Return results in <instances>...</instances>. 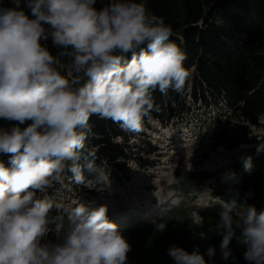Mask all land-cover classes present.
<instances>
[{
  "label": "clouds",
  "instance_id": "1",
  "mask_svg": "<svg viewBox=\"0 0 264 264\" xmlns=\"http://www.w3.org/2000/svg\"><path fill=\"white\" fill-rule=\"evenodd\" d=\"M12 2L14 7H0V119L17 122L0 127V153L10 154V167L0 162V264H127L131 245L109 221L106 205L63 203L45 193L66 172L77 185L94 182L109 191L108 172L97 171L94 153L85 152L90 118L139 132L154 109L155 91L183 90L191 75L186 53L172 41V27L143 0H109L100 9L97 0H24L32 19ZM49 38L61 50L57 56L46 47ZM252 168V157H245L244 173ZM85 171L94 173L92 180ZM182 179L170 177L177 185ZM219 182L228 197H215L222 259L230 257L239 232L244 259L264 264V211L257 214L241 201L240 174L225 171ZM155 227L163 232L166 224ZM50 232L58 242L42 243ZM167 254L174 264H206L198 248L189 254L172 245ZM214 254L209 247V260Z\"/></svg>",
  "mask_w": 264,
  "mask_h": 264
},
{
  "label": "trees",
  "instance_id": "2",
  "mask_svg": "<svg viewBox=\"0 0 264 264\" xmlns=\"http://www.w3.org/2000/svg\"><path fill=\"white\" fill-rule=\"evenodd\" d=\"M108 2L109 0H97L94 7L100 9ZM135 2L139 3L141 0ZM143 2L152 14L163 17L165 23L172 27L171 39L185 51L187 59L184 67L191 75L179 94L171 89L167 94H161L158 90L153 93L154 109L144 118L142 126L153 128L149 123L151 121L159 123L162 127H168L174 120L177 124L187 125L189 116L196 120L200 115L207 117L211 111L224 108L241 118L242 123L215 122V127L211 131L214 150L223 148L232 151L241 145L251 147L258 144L256 137L251 135L245 123L258 127V118L264 115V53H258L264 50V0L216 2L143 0ZM45 43L53 56H57L61 51L53 46L50 38ZM130 58L129 53L125 59L130 60ZM59 60L62 63H70L66 57H59ZM187 88L191 91L187 92ZM183 94L184 96L188 94L189 103L181 97ZM89 124L91 133L85 141V152L94 153L98 171L104 168L110 177L113 176L115 181L120 182L121 178L116 175L119 169L117 160L125 161L133 158L138 163L142 162L143 166L150 164L147 159L139 158L141 156L139 153L148 156L154 153L156 148L144 139L143 134H136L138 139H142L141 144L135 150L129 151L128 137L131 131L123 130L118 124L95 115L90 118ZM11 126L13 125L9 121L0 119V127ZM247 154L248 152L245 157H252L253 163L250 175L243 171L245 157H242L240 160L231 159L226 165L219 166L210 173H200L197 177L208 182L212 181L211 186L215 196L227 200L228 197L224 195L225 187L220 184L219 177L229 170L240 174L241 183L236 187L240 191L241 201L246 200V206H255L259 214L264 211V151L258 153L253 149ZM4 155L10 158V154ZM84 175L86 180H92L94 173L85 171ZM70 178L71 173H64L63 179ZM53 183L57 185V182ZM67 183L64 182L65 193L72 190L73 193L78 192L73 182ZM92 184L97 185L94 182ZM245 193L251 195L246 197ZM216 207L218 209L211 208L206 212H200L204 225L194 238L195 247L204 256H207L209 247L214 248L215 254L209 260L213 264H250L244 259L246 248L240 243L239 232L229 244L230 257L227 261L222 259L220 249L222 234L218 233L216 228L218 213L221 211L220 202ZM242 210L238 206L237 211ZM56 214L55 210L50 213L51 216ZM49 239L53 243L57 240L53 234Z\"/></svg>",
  "mask_w": 264,
  "mask_h": 264
},
{
  "label": "rangeland",
  "instance_id": "3",
  "mask_svg": "<svg viewBox=\"0 0 264 264\" xmlns=\"http://www.w3.org/2000/svg\"><path fill=\"white\" fill-rule=\"evenodd\" d=\"M203 1L216 2L219 0ZM16 3H20V8L30 19L33 18L30 9L24 7V0H16ZM14 6L12 0H0V7ZM258 53L262 54L264 50ZM62 74L65 73L62 71ZM187 89V92L191 91L190 88ZM184 95L181 97L189 103L188 94ZM227 121L242 123L241 118L224 108L211 111L207 117L200 115L196 120L189 116L187 125L177 124L174 120L169 123L168 127H162L159 123L150 121L153 129H147L143 125L139 132L135 134L130 132V137H128L129 151L135 150L141 144L142 139H138L136 134H143L144 139L153 144L156 148L154 153L148 156H143L142 152L139 153L141 155L139 158L147 159L150 164L143 166L142 162L138 163L133 158L125 161L117 160L119 169L116 175L121 180L117 182L113 176L110 177L108 174L109 191L92 183L83 185L74 183L78 192L73 193L74 190H72L65 193L64 182L67 181V184L73 182L70 178L63 179V182L57 185L53 183L45 194L63 203L80 200L89 208L106 205L109 221L118 225L122 236L131 245L132 250L127 254V264H174L173 259L167 254L169 247L175 245L191 254L196 249L194 238L204 225L200 212H206L211 208L216 209L219 204V201L215 199L211 183L197 175L210 173L219 166L226 165L231 159L239 158L240 160L246 156L247 152L249 154L251 150L257 149L259 144L264 146V115H262L258 118V127L245 123L251 135L256 137L258 144L251 147L241 145L243 147L239 146L232 151L223 148L214 150L211 131L215 127V122L223 124ZM9 123L14 125L17 122ZM28 123L30 121L20 127H26ZM9 160V156L0 153V162L5 167H10ZM99 171L106 172L104 168ZM171 176L183 179L177 185L171 183ZM180 196L183 199L177 205L173 201ZM65 221L66 225L62 231L68 229L67 219ZM161 222L166 224L163 232L157 231L155 227V224ZM50 227L55 226L50 225ZM51 234L53 237L58 235L50 232L42 243L51 241L49 239ZM204 258L206 264H213L208 256Z\"/></svg>",
  "mask_w": 264,
  "mask_h": 264
},
{
  "label": "bare ground",
  "instance_id": "4",
  "mask_svg": "<svg viewBox=\"0 0 264 264\" xmlns=\"http://www.w3.org/2000/svg\"><path fill=\"white\" fill-rule=\"evenodd\" d=\"M171 160V159H170ZM134 163H136V162H134ZM169 164V163H168ZM164 202V201H163ZM161 207V206H160ZM158 208V207H157Z\"/></svg>",
  "mask_w": 264,
  "mask_h": 264
}]
</instances>
